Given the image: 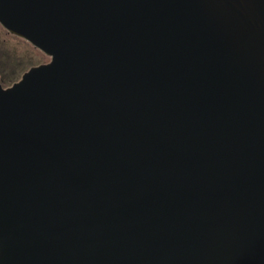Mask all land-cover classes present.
I'll list each match as a JSON object with an SVG mask.
<instances>
[{
  "label": "water",
  "instance_id": "95a60500",
  "mask_svg": "<svg viewBox=\"0 0 264 264\" xmlns=\"http://www.w3.org/2000/svg\"><path fill=\"white\" fill-rule=\"evenodd\" d=\"M51 57L0 80V264H264V0H0Z\"/></svg>",
  "mask_w": 264,
  "mask_h": 264
},
{
  "label": "rangeland",
  "instance_id": "374dc122",
  "mask_svg": "<svg viewBox=\"0 0 264 264\" xmlns=\"http://www.w3.org/2000/svg\"><path fill=\"white\" fill-rule=\"evenodd\" d=\"M0 30L6 33L2 26ZM7 36L12 37L10 34ZM38 62L39 60L33 55V52L25 49L20 43L14 40L4 41L0 37V72L4 77L22 74L25 69Z\"/></svg>",
  "mask_w": 264,
  "mask_h": 264
},
{
  "label": "trees",
  "instance_id": "16d2710c",
  "mask_svg": "<svg viewBox=\"0 0 264 264\" xmlns=\"http://www.w3.org/2000/svg\"><path fill=\"white\" fill-rule=\"evenodd\" d=\"M0 27H1V25H0ZM7 34H8L7 32L4 33V32H2V30H0V37L2 38V40H4V41H12V40H14L15 42L20 43L21 45H23V47H25V49H28L31 52H33V55L35 57H37L38 60L40 59V58H38V55H39L40 51L35 49L31 43H29L25 39L17 37V36H13L12 35V37H9V36H7ZM32 65H34V64H32ZM30 67H28V69ZM28 69H25L24 72L26 70H28ZM22 75H23V73L22 74L19 73L18 75H15V76H12V77L9 76L8 78H6L0 72V80L3 83L4 86H9V85L13 84L15 81L19 80L22 77Z\"/></svg>",
  "mask_w": 264,
  "mask_h": 264
},
{
  "label": "flooded vegetation",
  "instance_id": "af4514ba",
  "mask_svg": "<svg viewBox=\"0 0 264 264\" xmlns=\"http://www.w3.org/2000/svg\"><path fill=\"white\" fill-rule=\"evenodd\" d=\"M1 25V24H0ZM2 26V25H1ZM3 27V26H2ZM4 28V27H3ZM5 30H6V32L8 33V34H10V35H13V36H17V35H15V34H12V33H10L6 28H4ZM17 37H20V36H17ZM20 38H22V37H20ZM24 39V38H23ZM26 40V39H25ZM27 41V40H26ZM27 42H29V41H27ZM30 43V42H29ZM35 49H37V50H39L40 52H39V55H38V58H40L39 59V62L38 63H36V64H34V65H39V64H41V63H45V62H48V61H50V59H51V57L49 56V55H47L45 52H43L42 50H40L39 48H36L35 46H33ZM34 65H32V66H34ZM31 66V67H32ZM27 71V70H26Z\"/></svg>",
  "mask_w": 264,
  "mask_h": 264
}]
</instances>
